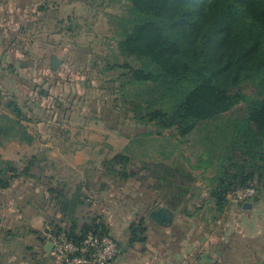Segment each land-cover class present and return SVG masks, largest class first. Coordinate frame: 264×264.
Returning <instances> with one entry per match:
<instances>
[{"label": "trees", "instance_id": "obj_1", "mask_svg": "<svg viewBox=\"0 0 264 264\" xmlns=\"http://www.w3.org/2000/svg\"><path fill=\"white\" fill-rule=\"evenodd\" d=\"M77 1L101 9L115 33L117 52L102 60V72H125L109 80L108 86H101L115 95L111 109L119 108L131 114L137 126L153 129L131 139L123 152L104 158L101 177L112 183L152 179L155 185L148 188L161 193L148 210L163 204L175 211L186 205L190 199L186 195L194 187L187 186L183 178H190V174L175 162L163 164L174 151L151 164L140 160L145 176L130 175L126 170L134 162L131 144L137 143L141 156L147 158L148 137L175 129L181 142L193 140L202 148L201 163L215 167L208 187L216 214L224 213L230 205L227 196L241 188L255 187L257 192L253 199L235 203L242 208L245 203L253 207L264 199V0ZM113 4L121 8L107 11ZM37 11L46 12L47 8L40 6ZM70 31L68 27L66 32ZM37 90L49 99L44 84ZM49 101L55 107L62 103L59 97ZM0 103L4 111L0 112V138L31 145L35 137L24 125L29 118L1 86ZM31 105L26 106L30 111L39 106L37 101ZM41 162L42 158L34 155L19 166L0 154V192L11 189L21 178L33 182L34 192L43 174ZM44 188L47 197L39 193L38 198L55 211L45 214L44 232L62 234L75 244L90 230L110 236L100 218L91 216L85 192L89 185L78 184L68 195L64 182ZM167 188L173 191L165 192ZM56 214L62 219L55 218ZM20 230L35 237L44 253V232L32 228L0 229V243L14 242ZM146 232L143 217L133 221L128 228V245L145 243ZM24 250L32 251L31 257L36 255L31 246ZM1 259L0 255L3 264Z\"/></svg>", "mask_w": 264, "mask_h": 264}, {"label": "rangeland", "instance_id": "obj_2", "mask_svg": "<svg viewBox=\"0 0 264 264\" xmlns=\"http://www.w3.org/2000/svg\"><path fill=\"white\" fill-rule=\"evenodd\" d=\"M27 5L29 8L28 13H30L32 5L31 10L36 13L35 17H28L29 23L26 24L27 26L22 32L17 34V31H15L16 36H13L11 30L8 31L11 34H4L5 61L12 63L15 61L17 74L10 70L8 63H0V65H3L4 70L7 71V76L4 75V78L12 79L14 81L12 86L22 90L20 94L22 99L19 101L23 102L29 96L40 100L38 91L33 92L35 84L37 86L44 84L48 91L57 92L58 95H61L59 98L63 101L60 107H55L54 102L49 101L44 105V108L48 106V111L41 106L33 108L34 113L39 112V117L50 118L52 124H54L53 128L48 131V135H51V138L53 137L52 142L54 145L47 156L58 160L61 158L60 156L64 158L80 146L90 145L96 147L95 150H100V160H103L104 158H111L116 153L123 152L130 140L137 135L152 132L153 129L150 126L146 128L137 126L130 118L131 114L127 115L119 108L111 109L115 95H111L109 90L101 88L104 83L108 86L109 80L117 77L119 73L125 72L122 69L102 72L104 68L102 60L117 52L114 39L115 33L103 19L102 10L93 3L84 4L77 0L70 3L65 0H27ZM40 6L46 7L47 11H37ZM119 6L121 5L113 4L107 11L117 12L121 8ZM67 17L70 20H67ZM68 27L71 28L70 32H66ZM13 47L20 54L16 56L12 53ZM18 55L20 61H18ZM53 56L57 58V63L59 62L55 69L52 68ZM109 61L113 63V58L110 57ZM40 62L43 65L42 67L39 66ZM122 62L123 58H120L119 63ZM30 92H33V94L29 95ZM3 93L6 94L5 91ZM29 103V99L26 100V104L32 106ZM2 110L0 103V112ZM29 115L32 116V113H29ZM231 115L232 112L226 116L230 117ZM31 133L35 135L32 130ZM45 137V135L44 138L36 136L38 142L45 140ZM148 138L151 141L147 144L149 148L147 158L141 156L137 143L129 146L134 151V162L127 167V172L132 170L134 176L136 174L145 176L147 172L140 171V160L144 159L151 164L162 159L163 155L167 156L171 151H174L172 156L169 155L170 160L163 161V164L167 165L172 162L179 164L190 174V178H183L186 185L200 190L203 206L212 205L208 179L215 174V167H208L199 161L202 148L193 144V140L181 142L175 129H165L162 134H154ZM36 155L43 159L40 167L47 174L54 172L53 176L63 177L68 174L66 168L62 167L63 162L60 161L62 159L54 167L49 164L50 161L44 159V156H46L45 150L40 151V147H38ZM203 158H205V155H203ZM26 160L27 158L22 162L25 163ZM101 162L84 167L90 172L89 182L86 179L84 181L77 179V174L82 173L83 168L69 171L70 180L67 181L69 182L67 185L71 189H74L77 183L81 185L84 182L88 183L89 189L85 191L86 194H91L94 201L97 200L95 204L94 201L90 203H93L90 205L91 216H97V213L104 206L112 205V202H118V204L121 202V205L129 201L141 202L144 211L154 205L153 200L156 201L161 192L156 194L149 189V186L155 185L152 179L136 181L134 178L127 181L128 183L119 181L112 183L101 177ZM214 162L215 160H213ZM178 182L179 179H176L175 183ZM39 183H42L41 185L43 183L51 184L46 180L37 182V185H35L37 190L40 188ZM67 185L66 187H68ZM169 191L173 190L165 189V192ZM100 192H104L107 200L110 199L111 201L108 202L106 198H101ZM33 194L34 192L30 193V202L39 205V198ZM108 194L112 196L108 197ZM229 202L234 204L231 201ZM2 206L4 205H0V229L22 228L21 223L11 211L12 208L7 210ZM13 206H19V204L14 203ZM48 208L51 209V206ZM237 208H240V206L237 205ZM144 213L147 217L148 212ZM252 213L254 214L253 218L264 222V199L254 205ZM260 239L262 240L261 243L264 244V234L261 235ZM33 244L31 237L25 231L20 230L19 236L14 242L9 244L0 243L2 263L57 264L52 256L48 259H43L41 256L31 257L32 251L27 252L24 248Z\"/></svg>", "mask_w": 264, "mask_h": 264}, {"label": "crops", "instance_id": "obj_3", "mask_svg": "<svg viewBox=\"0 0 264 264\" xmlns=\"http://www.w3.org/2000/svg\"><path fill=\"white\" fill-rule=\"evenodd\" d=\"M27 6V0H0V63H8L10 70L15 74H17L15 61L14 63L5 61L4 36L11 34L8 32L10 30L13 31V36H16L15 31H17V34L22 32L27 26L26 24L29 23L28 17H35L36 13L31 10L32 5L30 13H28L29 8ZM13 48L12 53L16 56L20 54L15 47ZM18 61H20V56ZM39 66H43L41 62ZM6 72L3 65H0V86L6 92L5 95L15 100L22 108L23 113L29 118L30 121L24 125L28 127L30 133L31 130L35 133V135L33 134L35 141L31 145H27L12 139L0 138L1 156L19 166H23L22 161L27 158L26 163L32 156L36 155L38 147H40V151L45 150L46 156H44V159L50 161V165L56 167L55 165L62 159L60 160L63 162L62 167H65L67 171L65 172L68 173L64 177L53 176L54 172L47 174L43 170L40 181L46 180L51 184L61 181L67 185L69 183L67 181L70 180L69 171L83 168L82 173L77 174V179H80V181L86 179L89 182L90 172L84 167L102 161L100 160V150H95L96 147L94 146L83 145L68 153L66 157L60 156L61 158L54 160L47 156L54 145L52 142L53 137L51 138V135H48V131L53 128L54 124H52L50 118L39 117V112L34 113L33 110L30 111L26 108L28 105L26 100L28 99L30 104L37 101L39 106L45 109L48 108V106L44 108L46 102L48 103L49 100L58 98L61 95L49 91V99L40 96V100H38L29 96L23 102L19 101L22 99L20 95L22 90L12 86L14 84L12 79L4 78V75L7 76ZM34 88L33 92L35 93V91H38L36 84ZM33 92H30L29 95ZM29 113H32V116ZM44 135L46 136L45 140L48 142H45V140L38 142L36 136L44 138ZM82 184L84 186L88 185L87 182ZM31 185L34 186L30 179L21 178L15 181L11 189L0 192V205H4L2 207L7 208V210L12 208L11 211L15 214V218L21 223V229L32 228L43 233L45 214L52 215L55 211L52 207L51 209L48 208L49 205L46 200L44 202L40 201L39 205L30 202V193L33 192ZM46 185L43 183L40 188L38 187L39 190L36 187L33 195L38 198L39 193H44L47 197L46 188H44ZM66 188L64 193L67 195L73 191L69 186ZM100 193L101 198H106L104 192ZM200 195L199 189L192 188L186 195L187 198H190L186 205L175 211L168 208L174 213V219L167 226H160L152 222L148 215L146 217L144 212L149 213L153 208L144 211L141 202L129 201L124 205H121V202L120 204L112 202V205L104 206L97 213V216L105 224L110 236L120 247L119 254L110 264H264V244L261 243L262 240L260 239L261 235L264 234V222L253 218L254 206L245 211L242 207H240V210L237 205L230 204L222 215H218L215 213L214 206H203ZM111 196V194H108V197ZM107 201L110 202L111 200ZM153 202L155 201L153 200ZM14 203L19 204V206H13ZM93 203H97V200ZM160 206L164 205L160 204ZM141 217L144 218L147 227L146 241L143 244H135L130 247L128 245V228L133 221ZM55 218L62 219L58 214L55 215ZM63 226L68 227L65 223H63ZM30 237L34 242L30 246L36 251L35 256H41L43 259L50 258L51 256H48L45 251L44 253L41 252L39 241L33 236ZM121 248H123V251H121Z\"/></svg>", "mask_w": 264, "mask_h": 264}, {"label": "built area", "instance_id": "obj_4", "mask_svg": "<svg viewBox=\"0 0 264 264\" xmlns=\"http://www.w3.org/2000/svg\"><path fill=\"white\" fill-rule=\"evenodd\" d=\"M256 193L255 187H245L229 194L227 199L234 204L244 203L253 199ZM86 201H94L91 194H86ZM43 237L45 244L52 245L49 254L57 264H110L120 252V247L113 238L93 230L88 231L79 244L68 241L62 234L44 232Z\"/></svg>", "mask_w": 264, "mask_h": 264}, {"label": "water", "instance_id": "obj_5", "mask_svg": "<svg viewBox=\"0 0 264 264\" xmlns=\"http://www.w3.org/2000/svg\"><path fill=\"white\" fill-rule=\"evenodd\" d=\"M57 58L55 56L52 57V68L55 69L57 67ZM130 175L134 174L132 170L129 172ZM252 207V204L250 203H245L243 204L244 209H250ZM148 218L160 225V226H167L172 223L174 219V213L170 211L167 207L165 206H157L153 208L149 213H148ZM52 249V245L50 243H46L44 246V251L46 253H50ZM121 251H123V248H121Z\"/></svg>", "mask_w": 264, "mask_h": 264}]
</instances>
